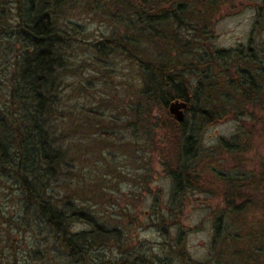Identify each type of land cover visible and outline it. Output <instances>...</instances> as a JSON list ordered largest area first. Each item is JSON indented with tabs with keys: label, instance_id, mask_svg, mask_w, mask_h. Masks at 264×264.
I'll list each match as a JSON object with an SVG mask.
<instances>
[{
	"label": "trees",
	"instance_id": "trees-1",
	"mask_svg": "<svg viewBox=\"0 0 264 264\" xmlns=\"http://www.w3.org/2000/svg\"><path fill=\"white\" fill-rule=\"evenodd\" d=\"M79 1L0 0V196L6 189L13 196H4L6 200L17 201L15 215L0 206V264H132L124 250L114 258L98 251L110 243L119 248L113 239L120 238L119 230L90 216L87 205L78 202L85 196L84 184L73 188L77 181L66 170L83 155L70 152L71 142L90 140L96 130L116 129L101 126L103 114L91 123L90 107L71 111L87 99L81 93L86 88L66 77H76L86 65L112 69V59L125 62L137 79V84L126 83L130 95L123 108L129 111L118 117L126 118L123 128L138 130V136L159 128L170 145L174 163L166 167L171 198L198 189L207 168L223 186L225 205L213 218L214 259L193 264L227 259L231 264H264V177L241 168L254 129L264 130V0L255 6L247 43L232 48L217 47L211 32L220 6L232 0H86L89 12L111 27L93 42L78 40L83 29L70 20V8ZM79 49L90 56L72 68ZM68 97L72 103L64 110ZM176 99L187 102L188 117L160 126L152 111L166 110ZM99 105L112 107L114 102L100 98ZM232 118L242 128L234 136L238 142L221 138L218 146L240 165L224 169L219 167L222 156L200 152L199 131L205 123ZM60 183L63 195L56 191ZM100 198L93 190L85 202L96 205ZM258 201L261 216L252 217L254 228L243 238L248 206ZM76 221L89 228L76 231ZM18 229L32 235L20 257V240L13 233ZM151 259L142 257L141 264H153Z\"/></svg>",
	"mask_w": 264,
	"mask_h": 264
},
{
	"label": "rangeland",
	"instance_id": "rangeland-1",
	"mask_svg": "<svg viewBox=\"0 0 264 264\" xmlns=\"http://www.w3.org/2000/svg\"><path fill=\"white\" fill-rule=\"evenodd\" d=\"M260 1L232 0L228 4L221 5L211 24L214 44L224 48L246 44L254 22L255 6ZM70 9H72L71 22H76L83 29L82 35L77 36L78 40L93 42L95 38H100L101 34H109L110 24L89 12L86 0H80ZM89 56L87 51L83 52L79 49L70 62L72 68L79 64L77 61L83 63ZM111 64H113L112 69H106L103 65L99 66L100 64L86 65L80 67L76 77H72L71 73L66 77L68 82L81 81L86 88L84 91L78 89L76 92L83 91L81 93L85 94L87 99L80 100L81 103L77 108H71V111L82 106L90 107L94 114L89 117L91 123L94 116L99 119L103 114L105 117L101 119V126H114L117 129L108 127L106 130L108 134L104 133L103 129L93 130L95 131L93 135L88 136L90 140L81 137L78 141L71 142L70 152L78 151L83 155L79 160L74 159V162L66 168L67 176H71L72 181H77L73 188L78 184H84L85 196H82L80 201L77 199L78 202L86 204L88 213L98 222L119 230L120 238L113 239L118 241L120 247L110 243L108 246L99 247L98 251L105 258H114L121 256L120 252L124 250L126 254L130 253L128 261L132 264H141L142 257L153 258L151 260L154 263L150 262L153 264H193L213 261L214 257L210 254L213 218L225 205L223 186L207 168L202 172L204 179L199 183L198 189H188L177 199L171 198L172 180L166 167L174 163L170 145L162 137V130L159 128L150 130L148 136L143 132L138 136V130L123 128L121 124L126 118L121 121L118 117L123 110L129 111L123 108L130 95L126 83L137 84V79L131 76L133 71L129 73L125 62L112 59ZM98 67L100 72L97 70ZM77 83L75 87L80 85ZM100 98H111L114 105L101 107ZM67 100H70L69 97L65 101V106L72 103ZM67 106L64 110H67ZM186 109L187 107L183 110L184 119L188 117ZM152 114L158 119L160 126L169 125L167 121L171 118L176 120L169 113L168 105L166 110L154 109ZM112 119L117 122L111 123ZM241 130L240 122L234 118L217 124H203L198 139L200 152L202 154L213 152L222 156L224 161L219 166L221 168L239 167L240 164L235 161L233 154L224 153L226 151L218 146V140L223 138L238 142L234 136ZM142 137L145 140H141ZM241 141L244 142L245 138ZM241 158H243L241 168L264 177L263 129L259 127L254 129L251 139L244 146ZM93 190L102 195L96 205L89 204ZM3 191L4 195L0 196V206L8 215H15L16 200H6L4 196L10 195L9 190ZM56 191H60L61 195L66 193L62 183ZM70 195L71 192L68 196ZM10 196L13 198L12 195ZM248 208L246 215L248 223L245 225V230H240L243 238H247L246 231L254 228L252 217L261 216L259 201L250 204ZM73 228L80 231L88 229L89 226L82 221H76ZM237 231L234 226L232 233L235 234ZM13 233L16 239L20 240L21 245L16 248L20 257L23 246L32 243V235L26 229L14 230ZM44 236L43 233L40 238ZM9 250L11 249L7 251ZM159 259L164 261L157 262L156 260ZM260 263H262L261 259ZM222 264H231V262L227 259Z\"/></svg>",
	"mask_w": 264,
	"mask_h": 264
},
{
	"label": "water",
	"instance_id": "water-1",
	"mask_svg": "<svg viewBox=\"0 0 264 264\" xmlns=\"http://www.w3.org/2000/svg\"><path fill=\"white\" fill-rule=\"evenodd\" d=\"M187 107V102L183 100H173L168 104L169 113L176 119L177 122L184 120V109Z\"/></svg>",
	"mask_w": 264,
	"mask_h": 264
}]
</instances>
